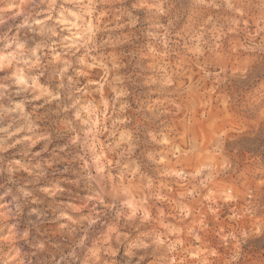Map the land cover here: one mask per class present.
I'll list each match as a JSON object with an SVG mask.
<instances>
[{
	"label": "clouds",
	"instance_id": "clouds-1",
	"mask_svg": "<svg viewBox=\"0 0 264 264\" xmlns=\"http://www.w3.org/2000/svg\"><path fill=\"white\" fill-rule=\"evenodd\" d=\"M0 264H264V0H0Z\"/></svg>",
	"mask_w": 264,
	"mask_h": 264
},
{
	"label": "rangeland",
	"instance_id": "rangeland-1",
	"mask_svg": "<svg viewBox=\"0 0 264 264\" xmlns=\"http://www.w3.org/2000/svg\"><path fill=\"white\" fill-rule=\"evenodd\" d=\"M146 48L143 47V44L141 45V47L138 49V59L141 58L145 53H146Z\"/></svg>",
	"mask_w": 264,
	"mask_h": 264
}]
</instances>
